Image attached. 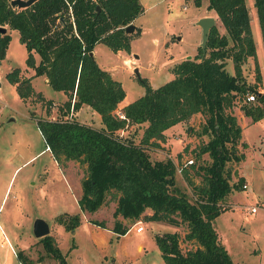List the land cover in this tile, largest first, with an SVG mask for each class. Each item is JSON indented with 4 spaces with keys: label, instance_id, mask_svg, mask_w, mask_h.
I'll return each instance as SVG.
<instances>
[{
    "label": "trees",
    "instance_id": "1",
    "mask_svg": "<svg viewBox=\"0 0 264 264\" xmlns=\"http://www.w3.org/2000/svg\"><path fill=\"white\" fill-rule=\"evenodd\" d=\"M11 1L0 0V25L7 28L0 31V64L12 38L8 28L15 29L28 52L26 65L34 74L28 76L21 67H14L6 73L7 80L23 99L36 95L45 100L48 111L53 101L44 99L41 91L36 92L32 78L43 74L51 88L65 93L66 99L58 106V118L39 117L36 126L56 162L78 160L87 164L78 197L80 207L95 212L111 193L117 201L112 230L118 235L130 228L124 219L136 220L142 215L148 221L186 223L185 238L196 246L183 251L177 231L156 233L160 264H234L213 224L225 210L222 204L228 193L243 189L245 179L228 165L246 158L239 144L247 146V142H241L242 127L227 109L237 96L255 92L258 102L243 104V113L254 122L264 117V92L247 83L242 75V63L249 56L256 57L246 0H207V9L216 12L225 32L212 26L205 51L198 46L200 54L174 63L173 77L163 84L152 86L146 78H139L145 92L120 112L116 109L126 90L98 64L93 49L102 41L114 51H132L131 40L142 30L136 27L127 33L125 27L143 13L140 0H35L29 6L9 7ZM201 2L194 0L198 7ZM254 7L264 46V0H254ZM34 53L39 54L38 61ZM228 58L234 73L226 68ZM256 78L260 80L258 71ZM83 104L100 114L101 127L74 119V112ZM196 112L204 115L201 134L209 138L195 150V157L202 159L207 153L209 159L196 168L201 183H194L186 170L190 165L195 167L194 158L181 170L193 186L191 200L177 184L178 162L171 156L150 158L147 146L160 147L169 127L187 121ZM132 123L146 124L139 143L119 133ZM234 174L238 179L233 182ZM147 208L151 214H143ZM57 221L72 230L81 217L63 212ZM91 221L106 227L103 220ZM40 242L60 264H69L52 235L42 236ZM16 255L23 263L29 260L21 250Z\"/></svg>",
    "mask_w": 264,
    "mask_h": 264
},
{
    "label": "rangeland",
    "instance_id": "2",
    "mask_svg": "<svg viewBox=\"0 0 264 264\" xmlns=\"http://www.w3.org/2000/svg\"><path fill=\"white\" fill-rule=\"evenodd\" d=\"M143 13L136 17V26L142 32L131 40L130 53L110 49L104 42H97L94 55L98 64L118 79L126 90L124 103L141 96L145 92L139 77L134 72L138 68L141 78H146L152 86H159L173 77L171 66L186 55L191 58L200 54L202 29L197 25V13H210L207 0L196 6L194 0H140ZM186 7L183 8V5ZM250 13V24L256 46V57L249 56L242 63V75L247 83L257 85L264 92V46L258 23L254 0H246ZM215 26L220 32L225 28L217 17ZM6 50V57L0 64V264H60L47 252L41 238L34 236L33 224L36 218H45L49 234L54 237L69 264H160L161 252L155 241V234L177 231L183 251L194 248L196 243L185 238L186 223L179 225L165 221H148L144 215L136 220H123L130 228L124 234H116L112 228L116 218L113 211L116 197L110 193L106 202L97 211L83 210L78 202L81 194V179L86 175L87 164L76 160L56 162L44 143L41 131L36 126L39 117L58 118L59 108L66 95L62 90H54L47 83L45 75L32 80L36 92L41 91L44 99L52 100L49 111L47 102L33 95L23 99L6 73L14 67L28 72L26 57L28 52L15 29ZM180 36V38H179ZM179 38V39H178ZM226 68L234 73L231 58L226 59ZM29 68V67H28ZM257 71L260 80L256 78ZM33 73V71H32ZM122 101V102H123ZM246 94L236 97L235 103L227 111L235 114L242 127L239 151L245 153L241 162L231 161L228 165L239 175H246L248 184L243 189H233L228 193L222 206L225 208L213 220L219 238L229 250L234 264H264V117L254 122L243 113ZM121 111L119 105L116 112ZM72 113V111H71ZM69 113L71 116L72 114ZM74 119L101 127L100 114L84 104L74 112ZM205 117L200 112L190 116L165 131L166 140L160 147L147 146L152 159L171 156L181 166L184 160L194 158L195 167L188 166L189 177L194 183H201V174L196 168L208 160L207 153L202 159L195 157V150L206 143L208 134H201ZM132 123L119 129L123 137L139 143L144 126ZM178 186L194 200L192 184L183 172L176 171ZM238 177L232 175L231 181ZM242 184V185H243ZM255 207V211H251ZM63 212L78 214L79 225L66 230L57 218ZM146 209L143 214H151ZM105 221V228L91 220ZM140 221L138 224H134ZM142 225L141 230L136 226ZM139 244L141 247L138 249ZM21 250L28 262L21 261L16 253Z\"/></svg>",
    "mask_w": 264,
    "mask_h": 264
},
{
    "label": "water",
    "instance_id": "3",
    "mask_svg": "<svg viewBox=\"0 0 264 264\" xmlns=\"http://www.w3.org/2000/svg\"><path fill=\"white\" fill-rule=\"evenodd\" d=\"M35 0H12L9 7L12 6H29ZM197 25L202 29V40L200 43V47H202L203 51H205L206 42L208 39V34L210 32V28L215 25L216 18L212 15H204L196 21ZM136 24L134 22L129 23L125 27V31L127 33L134 32L136 28ZM7 30L6 26L0 25V31L5 32ZM180 38V36H179ZM186 58H191V55H186ZM134 72L136 75L141 78L138 68L134 67ZM261 92V91H260ZM50 225L45 218H36L33 224V232L34 236L38 238H42V236L49 234Z\"/></svg>",
    "mask_w": 264,
    "mask_h": 264
},
{
    "label": "crops",
    "instance_id": "4",
    "mask_svg": "<svg viewBox=\"0 0 264 264\" xmlns=\"http://www.w3.org/2000/svg\"><path fill=\"white\" fill-rule=\"evenodd\" d=\"M186 5V4H185ZM184 6V5H183ZM185 8V7H184ZM204 15H212V16H214L215 18H216V21H217V14H216V12L214 11V10H210V13H203V14H200V13H197L196 14V16H195V20L197 21L199 18H201V17H203ZM134 23H136V18H135V20H134ZM179 39V38H178ZM99 42H102V41H99ZM95 47V46H94ZM94 50V49H93ZM133 50V49H132ZM94 52H95V50H94ZM34 55H35V58H36V61H38L39 60V54H37V53H34ZM27 69H28V72L26 71V75H28V76H30V75H32V74H34V70L32 69V68H28L27 67ZM32 71H33V73H32ZM36 77V76H35ZM34 79V77L32 78V80ZM45 79H47L46 78V76H45ZM35 89V88H34ZM36 90V89H35ZM66 99V98H65ZM64 98L63 99H60L61 101H64L65 100ZM124 100V99H123ZM122 100V101H123ZM120 102V106H121V108L123 107V106H125V104H127V103H129V102H127V103H124V101L123 102ZM84 105V104H83ZM241 175H243L242 174V172L240 173ZM245 178H246V175H243ZM247 179V178H246ZM149 209V208H148ZM119 216V218H122V216H120V215H118ZM124 219V218H123ZM124 220H127V219H124ZM105 228V227H104ZM141 247V245L139 244V247H138V249Z\"/></svg>",
    "mask_w": 264,
    "mask_h": 264
},
{
    "label": "built area",
    "instance_id": "5",
    "mask_svg": "<svg viewBox=\"0 0 264 264\" xmlns=\"http://www.w3.org/2000/svg\"><path fill=\"white\" fill-rule=\"evenodd\" d=\"M184 7H186V5L184 4V6H183V8ZM256 93L255 92H247L246 93V100L247 101H254L255 99H256ZM120 115L121 116H123L121 113H120ZM48 149H49V147H47ZM191 162H193V158H188V159H186V160H184V163H183V165H181V166H179V163H177V171H179V172H181V170H182V168H183V166H186V165H188V163H191ZM248 186V184L246 183V182H244V184H243V188L244 187H247ZM256 210V208L255 207H251V211H255ZM140 221H137L136 223H134V224H138ZM143 228V226L142 225H138V226H136V229L137 230H141Z\"/></svg>",
    "mask_w": 264,
    "mask_h": 264
}]
</instances>
